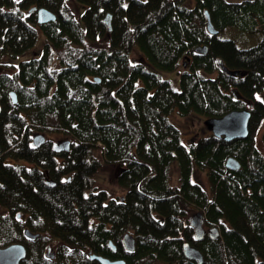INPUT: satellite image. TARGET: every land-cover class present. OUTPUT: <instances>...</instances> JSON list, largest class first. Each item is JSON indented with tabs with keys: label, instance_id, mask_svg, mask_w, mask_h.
Returning <instances> with one entry per match:
<instances>
[{
	"label": "trees",
	"instance_id": "obj_1",
	"mask_svg": "<svg viewBox=\"0 0 264 264\" xmlns=\"http://www.w3.org/2000/svg\"><path fill=\"white\" fill-rule=\"evenodd\" d=\"M33 7L56 19L40 24ZM203 46L206 54L195 51ZM149 63L178 72L179 87ZM240 109L251 112L250 134L231 141L210 132L186 145L169 119ZM263 121L264 0H0V247L22 243L21 264H92L91 253L200 264L184 255L190 242L202 264H264ZM36 134H59L71 148L57 153L51 139L34 148ZM231 157L238 169L227 167ZM109 167L121 196L95 184ZM197 212L218 238L194 239ZM27 228L39 235L27 238ZM53 240L54 259L45 255Z\"/></svg>",
	"mask_w": 264,
	"mask_h": 264
},
{
	"label": "water",
	"instance_id": "obj_2",
	"mask_svg": "<svg viewBox=\"0 0 264 264\" xmlns=\"http://www.w3.org/2000/svg\"><path fill=\"white\" fill-rule=\"evenodd\" d=\"M36 10V7L30 9V11ZM39 23H47L54 21L56 15L46 8H39L37 11ZM205 15L207 18L208 31L217 35L218 30L215 29L211 16L206 10ZM105 22L108 26V30H111V15L107 14ZM197 53L206 54L208 52L207 46L197 47L195 49ZM222 71L227 75L237 74V71H232L228 67L222 64V60H218ZM13 101L16 102L17 98L14 92L11 93ZM251 119V112L248 109L233 110L222 117H212L205 120V125L217 138H223L226 141H231L237 138H246L250 134L249 123ZM34 145L39 147L45 142V136L38 134L33 139ZM53 148L56 152L69 151L71 148V142L69 140H63L55 142ZM227 167L231 169H238L240 164L235 158H229L227 161ZM20 217V215H18ZM189 224L194 229V238L200 241L208 233L211 238H218L220 236V230L217 226L210 227L208 230L205 228V215L202 212H197L189 218ZM38 234H34L29 230H26V236L34 239ZM123 244L126 250L133 251L135 247V239L131 234H125L123 237ZM183 252L185 257L191 260H196L200 264L203 263V256L200 250L191 244L185 242L183 244ZM26 248L21 243H14L7 247H0V264H21V261L26 257ZM92 259H96L101 264H126L124 260H110L109 258L93 255ZM162 264V263H156Z\"/></svg>",
	"mask_w": 264,
	"mask_h": 264
},
{
	"label": "rangeland",
	"instance_id": "obj_3",
	"mask_svg": "<svg viewBox=\"0 0 264 264\" xmlns=\"http://www.w3.org/2000/svg\"><path fill=\"white\" fill-rule=\"evenodd\" d=\"M43 40H44V37L42 35H39L40 46L43 45ZM35 48L36 47H33L32 49H30L29 54L27 53L24 57L19 56L18 61L23 59V58L30 57L33 53L32 52L33 49H35ZM139 54L140 53H138L137 51L133 52V54H132V61L133 62H138V61L141 62L142 61V58L140 57ZM149 67L153 70H156L163 78L172 80L175 88L179 87V74H178V72H176V71L170 72V71L161 70V69L156 68L151 63H149ZM169 119L171 122H173L181 130L182 138H183V141L186 145H189L193 140L195 141V140L199 139L200 137L207 136L210 133L207 126L205 125V119L197 113L192 114L189 117L188 116L183 117V116L177 114V112H173L169 115ZM263 130H264V121L262 123V127L257 132L258 145L260 146V148L264 152V144H263V141L261 139V134H262ZM46 137L48 139H51L53 142L63 140V137L60 136L59 134L46 135ZM172 167H173L172 168V174L170 176L171 181H172L171 183L176 185V184H178V176H179V173L177 171V169H178L177 162H174L172 164ZM117 173H118V171L116 170L115 167H109L107 169L100 171L98 174H96L94 176L96 186L100 187L101 189L107 190L110 195L121 196L123 194V191H122L123 189L121 188V186L117 182V178H116ZM194 177L206 189L210 188L206 175H204V174H202L196 170ZM53 185H55V184L53 183ZM4 211H5L4 208H2L0 206V214ZM194 214L195 213H193L192 215H194ZM193 231H194V229H193ZM126 234H128V233H126ZM193 236H194V233H193ZM58 243L59 242L57 240H53L50 244L53 247H57ZM110 245H114V244L112 242H110Z\"/></svg>",
	"mask_w": 264,
	"mask_h": 264
},
{
	"label": "flooded vegetation",
	"instance_id": "obj_4",
	"mask_svg": "<svg viewBox=\"0 0 264 264\" xmlns=\"http://www.w3.org/2000/svg\"><path fill=\"white\" fill-rule=\"evenodd\" d=\"M47 141V140H46ZM35 148V147H34ZM21 164H24V165H29L30 166V164L29 163H26V162H23V161H21ZM33 166V165H32ZM28 229V228H27ZM54 250L56 251V249H55V247H53L52 245L51 246H48L47 248H46V257H48V258H52V259H54L55 258V254H54ZM92 255H95V253H91V255H90V258L92 259ZM97 255V254H96ZM92 260H94L95 261V263H92V264H96V259H92ZM97 263H99L100 264V262L99 261H97Z\"/></svg>",
	"mask_w": 264,
	"mask_h": 264
}]
</instances>
